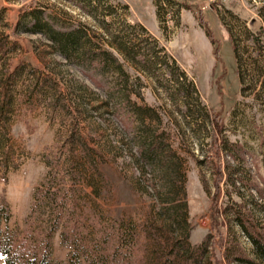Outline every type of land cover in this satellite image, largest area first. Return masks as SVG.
Wrapping results in <instances>:
<instances>
[{
	"label": "rangeland",
	"instance_id": "374dc122",
	"mask_svg": "<svg viewBox=\"0 0 264 264\" xmlns=\"http://www.w3.org/2000/svg\"><path fill=\"white\" fill-rule=\"evenodd\" d=\"M34 8L79 29L68 57L14 32ZM0 38V247L160 264L187 234L200 264H250L232 220L264 238V0H0Z\"/></svg>",
	"mask_w": 264,
	"mask_h": 264
},
{
	"label": "trees",
	"instance_id": "16d2710c",
	"mask_svg": "<svg viewBox=\"0 0 264 264\" xmlns=\"http://www.w3.org/2000/svg\"><path fill=\"white\" fill-rule=\"evenodd\" d=\"M40 8H34L30 11H27L23 14V16L16 22L14 32H18L20 26L22 30L25 32H39L41 33L46 39H48L49 43L55 48V51L60 53L64 57H68L69 53L67 50L68 42H76L79 36V29H75L71 32H64L59 31L51 26V24L45 20L44 17L41 15ZM4 45L3 41L0 38V48ZM87 61H94L97 60L94 53H88L86 55ZM99 60V59H98ZM3 82L5 79L2 80ZM1 93V89H0ZM3 96L0 97V116L3 112L4 106L6 104V94H2ZM219 172L217 167L216 173ZM218 188V187H217ZM219 189V188H218ZM218 189L215 191V195H218ZM164 192V191H163ZM167 192V191H165ZM167 196H171L170 194L173 193H165ZM215 196V197H216ZM237 215L232 220L234 223L238 224L241 230L244 231L248 239L251 241L254 247V258L247 259L246 257H242L239 255H235L234 259L238 260L239 262H249L250 264H264V238L260 235V233L255 230L254 224L250 221V218L241 213L236 211ZM188 237L187 234L181 235L178 239H176L175 247H172L170 250L172 255H168L164 261H161L160 264H200L204 255H205V248L207 243H200L198 246L193 248L190 244L186 241ZM230 255V251L228 252L227 256ZM0 256L3 260V264H19L17 259V252L11 249L10 245H3L0 247ZM33 258H31L29 264H60V263H53L51 262L46 253L41 255L34 253L32 254ZM258 260V261H257ZM258 262V263H257ZM67 264H77V262L72 259Z\"/></svg>",
	"mask_w": 264,
	"mask_h": 264
}]
</instances>
